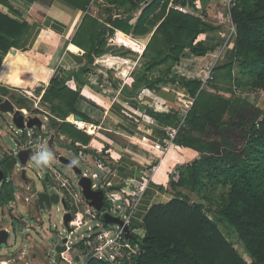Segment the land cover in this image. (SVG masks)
<instances>
[{"label":"trees","instance_id":"obj_1","mask_svg":"<svg viewBox=\"0 0 264 264\" xmlns=\"http://www.w3.org/2000/svg\"><path fill=\"white\" fill-rule=\"evenodd\" d=\"M105 1L119 9L121 17L110 16L109 26L94 17L91 19L89 14V20H84L72 41L88 51L90 64L103 66L95 57L104 54L116 31H123L132 38L152 33L141 54L133 86L142 84L160 91L163 85L179 82L195 99L186 115L174 108L149 111L150 116L177 129L175 144L196 150L199 157L177 167L176 176L168 187L174 198L148 211L145 235H136L137 239L133 240L140 247L134 264H264V108L243 96L264 90V0L231 2L230 15L235 29L233 52L213 68L218 73L216 78L234 81L236 90L230 92L229 98L214 95L200 78L173 73V67L181 62L185 50L196 57H205L221 46L220 43L209 44L205 38L217 35L221 25L201 18L194 10L184 13L170 7L172 3L195 9V0ZM0 2L9 5L7 0ZM90 2L78 0L83 9H87ZM136 14H139L138 19L132 23ZM25 27L26 24L0 11V50L7 53L3 61L12 47H18ZM121 41L133 44L123 37ZM71 48L77 50L74 46ZM2 64L0 58V67ZM88 71L85 67L64 77L54 76L49 84H37L35 90H25L24 95L38 98L47 111L64 120L80 115L83 121H91L77 108L80 91L70 86L74 80L86 83L82 76ZM15 91L0 85V95L10 98L19 108L28 107L34 112L28 96ZM50 126L71 138L68 146L77 153L90 152L75 143L82 139V143L88 145L90 135L62 120L53 119ZM170 138L167 136L165 143ZM15 161L11 155L0 159L5 179ZM59 182L69 200L71 184L63 178H59ZM14 192L11 182H3L0 203L10 201ZM108 209L114 212L112 206ZM220 223H228L235 231L234 242L222 232ZM88 264L107 263L90 259Z\"/></svg>","mask_w":264,"mask_h":264},{"label":"crops","instance_id":"obj_2","mask_svg":"<svg viewBox=\"0 0 264 264\" xmlns=\"http://www.w3.org/2000/svg\"><path fill=\"white\" fill-rule=\"evenodd\" d=\"M7 1L9 5L0 2V11L11 19L26 24L25 33L17 42L18 47L11 49L26 53L40 66L41 76L43 74L49 76L45 81L38 80L39 84H47L51 76L64 77L68 73L80 71L85 67L89 69L82 76V79L87 80L88 83L82 84L74 80L70 84L72 89L80 91L93 102H86L82 99L77 102L78 110L91 120L86 122L91 138L88 145L83 144L82 139L75 141V143L77 146L89 149L90 152L86 153L87 160L93 167L100 170L99 172L102 174L100 185L106 191L112 192L114 197L117 195L127 211L131 205V200L128 199L132 187H135L140 180H148L147 189L130 214L131 230L135 235L143 237L146 233L145 219L148 211L152 206L167 203L174 198V194L169 191L168 187L170 180L176 176L177 166L199 157L196 150L175 144L173 141L175 136L172 137L170 134L174 128L150 116L149 111H167L174 108L179 113L184 114L181 101L187 103L190 102L189 99H186L187 97L191 100L194 98L179 82L163 85L160 91L148 89L142 84L138 87L133 86L136 83L135 72L138 64L141 63V54L152 33L147 36L132 38L118 30L116 35L112 37L113 39H109L113 41H109L104 54L95 57V61L103 66L96 67L90 64L89 57H87L88 51L83 46L81 48L73 44L72 41L84 20H89L87 17L89 14L92 18L94 17L99 22L110 26V21L106 23L97 18V10L105 8L104 0H91L87 9H83L78 4V0ZM231 1L195 0V9L186 6L189 10H194L201 18L215 25H221L220 31L222 35L224 34L222 37L223 40L225 38L223 41L225 44L224 47L220 46L215 52L209 53L205 57H196L189 50H185L181 62L173 67L174 74L194 78L204 72L211 61L214 65L221 64L229 54L232 55L234 34L232 32L227 33L225 26L228 25L221 21L225 15L223 12ZM105 9L111 10L112 14L116 11V7L111 5ZM217 14H221L220 17ZM138 15L132 19V23L137 21ZM113 17L116 18L114 15ZM230 25L232 31V22ZM121 37L130 39L133 44L121 41ZM205 38L209 44L219 43L218 34H210ZM71 46L76 47L77 50H72ZM11 49L9 51H12ZM5 54L7 53L0 50V58L3 63ZM120 57L124 62L118 61ZM209 58L211 60L206 62ZM117 70H120L119 74L116 73ZM12 74L4 76L0 80V85L7 88L19 86L11 80ZM121 76L123 77L121 78ZM27 85L31 89L35 87L34 84ZM98 113L101 114L99 117ZM69 119L70 121L75 119V115H71ZM58 121L61 120L58 119ZM167 136L171 138L165 143ZM69 140L72 141L71 138ZM92 146L93 149L89 148ZM7 156L9 155L5 153L0 156V159H5ZM17 163L15 161L12 169L9 170L10 175L15 173ZM18 184H14V186H18ZM115 200L116 198H113V201ZM78 204L82 209L84 208L76 199L75 202L72 201L69 204V210L72 212L74 220V216L79 212L76 211ZM111 206L115 211L114 202ZM70 225L72 227L75 225L73 220L70 221ZM37 254H39L38 251ZM37 256L36 258H39ZM15 260L17 261L19 258H2L0 264L4 262L17 264ZM31 262L40 263L38 259Z\"/></svg>","mask_w":264,"mask_h":264},{"label":"rangeland","instance_id":"obj_3","mask_svg":"<svg viewBox=\"0 0 264 264\" xmlns=\"http://www.w3.org/2000/svg\"><path fill=\"white\" fill-rule=\"evenodd\" d=\"M231 2L229 3V6L226 8V10H224L223 13L225 15L223 16V18L221 20L225 23V25L226 24L228 25V26H225V27H227V28H225V29H227V33L232 32L231 31V25H230L232 22L231 15H230ZM104 5H105V8L110 6V4L107 3L105 0H104ZM105 8H100L97 10L96 13L98 14V16H97L98 19L104 20L106 23H109L108 18L110 16L114 15L115 17H121V12L120 11L118 12L119 9L116 8L115 13L112 14L109 10H107ZM136 15H138V14H136ZM217 15L220 17L221 14L220 15L217 14ZM91 19H94V18H91ZM218 21H219V19H218ZM217 34L219 36L218 42L221 44V46H223L225 44V42L223 43L225 38L223 40V37H222V36H224V34L222 35L221 31ZM73 44H75V43H73ZM210 56H212V55H210ZM208 60H211V58L207 59L206 62H208ZM118 61L121 63L124 62V60H121V57L118 59ZM212 62L213 61H211L209 67L204 72H201V74L199 76L196 75V77L204 80V78L207 76V74L211 68L212 72L210 74L212 76V78H211L212 80H210L208 82V84H205L204 82L203 83L207 86H210V90H211V92H213L214 95H218V96H222V97L225 96V97L229 98L230 92L236 90L235 84L233 83L234 81H230V80L223 81V80H221L220 77L216 78V76H218V73L216 71H214L213 68L215 65L212 64ZM39 68H40V66H39ZM119 71L120 70H117L116 73L119 74ZM130 72H131V70H130ZM155 74H157V76H158V75H160V72H156ZM129 75H130V73H129ZM53 77L51 76V78L49 79L47 84H49V82L51 81V79ZM122 77L123 76H121V78ZM48 78H49V76H46L43 74V76L40 75V76L36 77L35 79L31 80V82L28 84H30V85L34 84L35 85V83H37L39 85L38 80H42V81L44 80L45 81ZM18 82L20 83L22 81L20 79H18V81H14V84H18ZM41 84L47 85L46 83H41ZM36 85H35V87H33V90H35ZM212 86L215 87V89H213ZM10 89L16 90L15 92H18L19 94H24L25 90L27 88H22L20 86H17V87L10 86ZM28 90H31V87ZM239 90H241V89H239ZM215 91H217V92H215ZM33 92H35V91H33ZM177 95L180 98H182L181 95H179V94H177ZM21 96H23V95H21ZM27 96L29 97L28 100L30 101V103H29L30 108L35 110L34 114H38L44 121V130L43 131L45 132V136H44L45 140H44L43 147H45V146L48 147L47 141H48V138L50 135V131L54 132L57 136H61L62 144L55 143V147H56L58 153L60 155H63L65 157L69 158L72 161L76 160L77 161L76 164L86 174L91 175L95 172L100 174L98 178H95L93 180L95 184L99 185L100 184V176H102V174L99 172L100 171L99 169H97L96 167H93V165L91 163H89V161L87 160V154H86L87 152L80 151L77 154L76 150H74L68 146V142H70V140L67 137V135L65 133L62 134V132L58 133L52 126H50L52 124L53 119L58 120L56 118H59L56 115V113H52V112L45 110V108L42 106V104L39 103L38 98H36V97L34 98V96H29V95H27ZM243 96L248 97L251 101H254L257 105L264 108V90H261V91L256 90L253 92H248L246 94H243ZM182 99H184V98H182ZM186 99L187 100L189 99L190 102L184 103L183 101H181V104H183L182 107L184 109V115H186L188 113V110L191 108V105L194 103V100H195V99L191 100V98H188V97ZM37 103H38L37 108H39V106H40L43 108L44 111L36 109L35 105H37ZM24 110H27V112L31 111L28 107ZM36 110H39L40 113L39 112L36 113ZM100 115L101 114H99L98 117ZM59 119L62 120V122H64V121L68 122L74 128L78 129L77 126L72 121H70L69 118H66L65 120L62 118H59ZM13 127H14V125H13L12 118L8 114H4V113L0 112V156H2L5 153L10 155L12 153V151L14 149H16L15 137L13 136V132H12V129H14ZM70 129H72V127H70ZM79 130L90 135V133L88 131L89 126L87 128H83V129H79ZM95 130H96V127H95ZM170 132H172V131H170ZM64 140H65V142H64ZM66 141H67V144H66ZM89 148L93 149L94 147L92 146ZM30 164L31 165L28 168V175L31 178H33L35 183H36L35 189L38 191H42L44 189L45 185H44L43 179L39 178L38 174H41L42 178H45L46 167L45 166H40V167L35 166L32 159L30 160ZM52 164L55 167L51 168V172H53V173L57 172L56 176L58 178H63V180H67V177H68L73 182H76L77 178H76V172L74 170H72L70 167H68L64 164H61L59 161L54 160V159L52 161ZM18 169H20V166L18 167ZM18 169H15L16 173H14V175H13V180H14L13 182L14 183H11V185H13V186H14V184L19 183V180H18L19 171H18ZM11 178H12V176L10 174H8V180L9 181H11ZM1 186H2V184H0V190H1ZM19 186H14L15 192L18 196L13 195V198L10 201L4 202L3 204L0 203V223L2 226L7 227L10 230V236H9L10 245L2 244V246H0V259H2V258L3 259H5V258L10 259V257H9L10 253L14 254V256H12V258L17 259L18 255H21L22 253L25 252L26 254H25L23 260H20V264H24V262H27L28 260L34 261L35 259H38V261L42 262V263H51L53 260L54 261L58 260L59 264L70 263V262L74 261V259L76 258L74 249L78 248L77 246L80 243L82 234L85 233L88 225H94V223L92 222L94 220L93 211H92L93 209L88 207L85 204L83 199L81 200V204L84 208L82 209L79 206V204H78V208L76 207V211H79V212H78V214H76L74 216L75 220L73 219V221L75 223L74 227L78 228V230L76 233L72 232L70 234L71 242L68 243V245L70 246V249L63 251L60 254H56V252L53 251L54 245L58 242L59 243L62 242L65 235H69L68 232L64 231V227L61 223V221L63 220V216H64L66 211L64 210L63 206L60 203L53 204L51 209H47V208L41 209L38 206V203L34 197V191L33 190L26 191V190H24V188H27V187H25L24 185H19ZM76 189H77V193L79 194L80 189L78 187ZM50 191H52V190H50ZM26 197L29 198V202L24 201V199ZM113 198H116V200L113 201ZM109 199H110L109 201L112 204L114 202V206L117 209L116 214L119 216L120 215L125 216L127 210H126V207L124 206L122 200L117 195H116V197H114L113 195L109 196ZM118 205L121 206V209L118 208ZM74 210H75V207H74ZM220 229L231 241L234 242L236 240L237 234L235 233V231H233V229L231 228V226L228 223H223V224L220 223ZM60 233H62V235H60ZM36 250L39 252V254H37L38 256L36 255V252H37ZM46 253L48 254V256L44 255ZM34 255H36L39 258H35ZM244 256L248 262H251V259L246 254H244ZM85 261H86V257H85V255H82V262H85ZM78 264H81V261H78Z\"/></svg>","mask_w":264,"mask_h":264},{"label":"water","instance_id":"obj_4","mask_svg":"<svg viewBox=\"0 0 264 264\" xmlns=\"http://www.w3.org/2000/svg\"><path fill=\"white\" fill-rule=\"evenodd\" d=\"M80 98L86 102L93 103L88 97L81 94ZM24 109L18 108L16 104L8 97H3L0 95V112L4 114H8L13 121L14 129H12L13 136L15 137V145L16 149H14L11 155L14 159L20 164L18 180L19 185H24L27 188L24 190L34 191V197L38 203V206L41 209L47 208L51 209L53 204L60 203L64 210L66 211L63 220L61 221L64 231L68 232L69 235H65L62 242H58L54 245L53 251L56 254H60L63 251L68 250V242L70 239V234L76 229L70 225V221L73 220V214L69 210V201H74L75 199L81 203L83 199L85 204L92 208L93 215L99 217L101 221L105 223L115 224L123 227L126 236L128 239L136 240L137 237L135 234L131 232L130 224L126 222L125 219L116 215V212H111L108 209V206H111L112 203L109 201V196H112V192L106 191L100 184H95L94 179L91 175L86 174L83 170L79 168V166L73 163L72 160L69 158L60 155L55 147V143L62 144V138L58 137L54 132L50 131V135L47 141V145L49 149L53 151L54 160L59 161L61 164H64L70 167L72 170L76 172V182L70 180L67 176V180L72 186V196L68 200L63 192V189L60 188L61 184H58V177L56 176L57 172H51V168L55 166L51 163L49 166L46 167V176L42 178L41 174H38L39 178L43 179L44 181V189L42 191H38L35 189L36 183L33 178L28 175V168L30 167V160L32 155L39 149L42 148L44 145L45 140V132L44 130V121L38 115L34 114L33 111L28 112L26 114ZM75 119L79 121H83V117L80 115H75ZM33 131V132H32ZM39 133V134H38ZM30 164V165H28ZM14 173V172H13ZM11 173V176L14 175ZM16 173V172H15ZM5 173L0 169V184L3 182H11L8 181ZM13 179V176L11 180ZM14 181V180H13ZM20 187V186H19ZM80 189V193H77V189ZM21 188V187H20ZM49 189V190H48ZM52 190V191H50ZM24 199V198H23ZM25 202L26 199H24ZM72 203V202H71ZM69 210V211H68ZM62 235V233H60ZM10 230L7 227H4L0 223V246L2 244L10 245L9 241ZM48 256V254H44ZM14 256L13 253L9 254V257L12 258ZM36 258V255H34ZM50 257V256H49ZM24 258V257H23ZM17 260V264L20 263V260ZM24 264H36L34 262H24ZM39 264H58L57 261L53 260L51 263H42Z\"/></svg>","mask_w":264,"mask_h":264},{"label":"built area","instance_id":"obj_5","mask_svg":"<svg viewBox=\"0 0 264 264\" xmlns=\"http://www.w3.org/2000/svg\"><path fill=\"white\" fill-rule=\"evenodd\" d=\"M171 7L184 13L190 11L186 6L183 5L171 4ZM234 33H235V29L234 27H232V34ZM211 72L212 69L208 72L207 76L204 78L203 82L205 84H208V82L212 80L211 79L212 76L210 74ZM35 106L36 109L44 111L43 108L40 106L39 108H37L38 103ZM23 111L27 114L26 110ZM75 121H73V123L77 126V128L83 129L79 124H77V121L79 120L75 119ZM176 132L177 129H173L172 132L170 133L171 136L174 137ZM19 166L20 164L17 163V166L15 168L18 169ZM91 177L95 179L98 178V175L96 173H93L91 174ZM148 184H149L148 180L146 179L140 180L137 182V185L131 189V195L128 199L131 200V205L128 208L127 214L125 216L120 215V217L125 219L128 224H130V214L132 210L136 207L141 196L144 194L145 190L148 187ZM25 199L26 201H29L28 197H26ZM118 208L121 209V206L118 205ZM92 222L94 223V225H88L85 233L82 234L81 236L80 243L77 246L78 248L74 249L76 258L74 259V261L66 264H77L78 261H81V264H88V261L90 259H96L105 262L107 264H134V257L140 253V247L137 243L133 242L132 239L127 238L123 227L115 224L105 223L101 221L99 217L96 218L94 217V220ZM77 230L78 228H76L73 232L76 233ZM131 232L135 234L132 230ZM69 242H71L70 239ZM69 249L70 246L68 245V250ZM25 254H26L25 252L22 253L21 255L18 256V258L19 259L23 258ZM82 255H85L86 257L85 262H82ZM15 262L17 261L15 260Z\"/></svg>","mask_w":264,"mask_h":264},{"label":"bare ground","instance_id":"obj_6","mask_svg":"<svg viewBox=\"0 0 264 264\" xmlns=\"http://www.w3.org/2000/svg\"><path fill=\"white\" fill-rule=\"evenodd\" d=\"M11 73H13L11 80L14 82L20 79L22 82H18V85L27 89L30 88L27 84L41 75L38 63L32 60L26 53L18 50L10 51L5 58L3 66L0 70V80H2L4 76ZM71 121L73 122L75 119H72ZM77 124H79L82 128L88 127L85 121H77ZM1 264L7 263L4 262Z\"/></svg>","mask_w":264,"mask_h":264},{"label":"clouds","instance_id":"obj_7","mask_svg":"<svg viewBox=\"0 0 264 264\" xmlns=\"http://www.w3.org/2000/svg\"><path fill=\"white\" fill-rule=\"evenodd\" d=\"M33 163L35 166H49L53 159L54 154L51 149H49L47 146L39 148L31 157ZM73 163H77L76 160H73ZM13 183V181H11Z\"/></svg>","mask_w":264,"mask_h":264},{"label":"flooded vegetation","instance_id":"obj_8","mask_svg":"<svg viewBox=\"0 0 264 264\" xmlns=\"http://www.w3.org/2000/svg\"><path fill=\"white\" fill-rule=\"evenodd\" d=\"M14 195H16V196H18L17 194H16V192H14ZM19 256V255H18ZM18 256H17V258H18ZM59 264V263H58Z\"/></svg>","mask_w":264,"mask_h":264}]
</instances>
